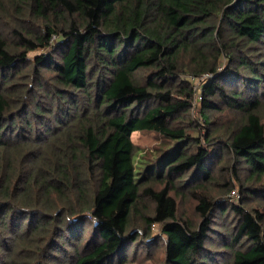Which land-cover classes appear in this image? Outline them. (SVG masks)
<instances>
[{
	"label": "trees",
	"instance_id": "1",
	"mask_svg": "<svg viewBox=\"0 0 264 264\" xmlns=\"http://www.w3.org/2000/svg\"><path fill=\"white\" fill-rule=\"evenodd\" d=\"M135 131L171 145L138 167ZM254 196L264 0H0V264H127L160 237L163 264H211L218 211L226 264H264Z\"/></svg>",
	"mask_w": 264,
	"mask_h": 264
},
{
	"label": "rangeland",
	"instance_id": "2",
	"mask_svg": "<svg viewBox=\"0 0 264 264\" xmlns=\"http://www.w3.org/2000/svg\"><path fill=\"white\" fill-rule=\"evenodd\" d=\"M40 51L41 50H36L31 52L30 54L31 56H34ZM200 83H201V78H196L194 84L200 86ZM195 103L196 105L194 108H196L197 106V102ZM192 116L195 118V114H193ZM192 116L190 115L189 117L192 118ZM132 139L135 142V144L139 146L138 151L134 156V162L138 167L146 166L149 163L156 161L159 154L162 153V150L166 149L171 145V141L169 138L155 131H135L132 134ZM219 151L220 154H218V158L214 160V170L217 171L218 174L221 173L227 174L229 170H225L221 168L223 166L229 167V165H231V161L228 159L229 154H227V151L223 149ZM224 156H226L227 159H224ZM241 174L243 177H245L247 175L246 170L243 169ZM244 183L245 185L248 184L246 181ZM235 192H236V188H234L231 195L234 201H238L239 197H237V192L236 193ZM177 199L179 202V209H178L179 216L191 219L192 221L199 223L200 219L198 213L196 212L195 200H192L191 197H180V196L177 197ZM146 201L148 207H150L152 205L151 200L146 199ZM247 202L248 205L251 206L254 205L264 206V200H261V197L258 196H254L253 198H250L249 200H247ZM232 216L233 213H230L229 215L225 216L224 214H221L220 211L217 212L216 221L213 225L214 228L211 231L212 235L207 241V248L211 255L210 256L211 264H219V263L226 264L227 260L229 259L223 257L225 256V254L226 255L229 254V253L227 254L226 252L223 253L224 250H227L224 249L223 243H225L226 240L224 234H228L231 230L229 229L228 225L232 226V224L228 223V221L231 220ZM90 232H91V226L90 223H88L87 230L84 235H89ZM154 232L156 235H160L157 227L154 229ZM147 241H148L147 239L142 238L134 243H130L129 249L127 251V257L129 259V262L127 264H163L165 257V251H164L165 240L162 239V237H160L158 238V240H156V242H153L149 245L147 244ZM211 259H213L214 262H212Z\"/></svg>",
	"mask_w": 264,
	"mask_h": 264
}]
</instances>
